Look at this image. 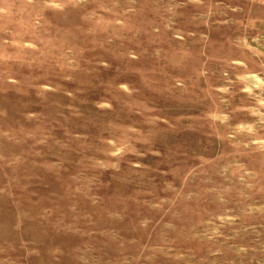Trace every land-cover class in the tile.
Masks as SVG:
<instances>
[{
    "label": "rangeland",
    "instance_id": "374dc122",
    "mask_svg": "<svg viewBox=\"0 0 264 264\" xmlns=\"http://www.w3.org/2000/svg\"><path fill=\"white\" fill-rule=\"evenodd\" d=\"M0 264H264V0H0Z\"/></svg>",
    "mask_w": 264,
    "mask_h": 264
}]
</instances>
